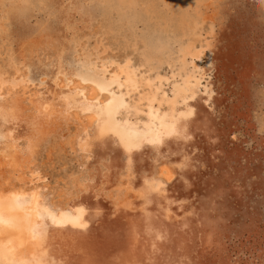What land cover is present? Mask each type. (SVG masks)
<instances>
[{
    "label": "rangeland",
    "instance_id": "1",
    "mask_svg": "<svg viewBox=\"0 0 264 264\" xmlns=\"http://www.w3.org/2000/svg\"><path fill=\"white\" fill-rule=\"evenodd\" d=\"M138 3L148 11L132 28L114 0H0V65L10 55L27 83L0 97V144L16 153L19 163L11 179L38 181L34 188L54 213L60 206L66 212L75 205L85 210L83 228L55 224L41 214L22 257L26 264H264V4L259 0L185 2L188 14L195 16L200 4L202 18H210L201 31L206 46L197 62L194 96L202 95V85L214 88V107L196 104L197 117L189 123L192 141L173 140L158 154L173 176L180 161L187 158L190 165L165 193L138 195L144 173H155L157 157L145 154L139 178H128L118 150L93 149L99 121L76 134L58 118L69 104H79L74 103L80 96L68 97L66 82L85 70V56L111 72L126 59L139 63L140 41L148 31L171 34L168 23L182 6ZM176 72L160 70L169 95ZM60 77L64 82L57 87Z\"/></svg>",
    "mask_w": 264,
    "mask_h": 264
},
{
    "label": "bare ground",
    "instance_id": "2",
    "mask_svg": "<svg viewBox=\"0 0 264 264\" xmlns=\"http://www.w3.org/2000/svg\"><path fill=\"white\" fill-rule=\"evenodd\" d=\"M114 2L123 17L130 22L132 28H136L138 19L143 16V13H147L145 11H148L147 6H144L143 9L138 8V0H114ZM185 2L186 0H165L168 9L174 10V6H182V11L176 12L174 17L170 19L171 22L168 23L172 26L171 34L167 31L161 32L152 29L145 33L144 37L142 36V40H139L142 47L138 64L133 65L132 59H126L122 64L117 63L110 72L105 65L98 67L90 55L85 56L82 62V67L85 70L77 73L74 78L66 82L68 97L75 100L80 96L77 100L79 102L75 101L74 103L79 104L77 107H72L69 104L68 111L57 117L59 119L65 118L68 121L67 125L73 126L76 134L87 133L90 127L97 124L98 121V127L108 123L119 135L130 140L148 139L154 135H159L161 132H166L171 117L174 114L179 116L180 111H176V104L184 105V97L188 93L194 96L199 84V78L195 76V71L198 68L197 62L201 60L203 55L202 47L203 45L206 46L203 43L204 39L201 38V31L207 25V21H210V18H202L200 4L194 8L195 16L191 13L188 14L189 11H185L187 10ZM106 24L108 23L106 22ZM210 28H212L211 25ZM134 47L136 49L137 44H134ZM123 53L125 54V52ZM135 56L138 57L136 53ZM163 66L172 69V71L176 68L177 71L172 75L173 78L177 76L178 79L174 78L175 80L172 82L171 95L163 84L167 78L160 76L162 75L160 70ZM189 67H192L193 70L189 71ZM141 68H146L145 72H153L155 75L145 74L144 70L141 73ZM87 72H90L92 77L86 83L80 77ZM23 76L24 74L17 67L15 59L8 55L0 65V97H4L6 91L23 90L27 86ZM61 77L56 83L57 87L63 85L64 80ZM97 81L104 82L107 85V91H101L97 86ZM134 93L139 94L137 95L138 98L129 100L131 94ZM105 97L112 101L110 106L105 101ZM94 101L105 102L101 104ZM130 116L133 117V120ZM58 141L60 140L58 139ZM18 169L19 163L16 159V153L9 150L6 145L0 144V264H26L22 252L36 236L35 221L41 214H47L52 222V216H56L58 220H66L77 215H80L82 219L84 217V212L78 211L81 207L76 205L69 212L64 211L61 206L56 213L50 211L44 204L40 192L35 190V188H39L38 185L35 186L38 181L11 179L13 176L11 173ZM161 170L163 171L164 167ZM167 172L172 175L168 168ZM29 189L32 192L26 196L24 192ZM53 194L51 193V197ZM82 223H84L83 220ZM72 226L77 227L76 225Z\"/></svg>",
    "mask_w": 264,
    "mask_h": 264
},
{
    "label": "snow or ice",
    "instance_id": "3",
    "mask_svg": "<svg viewBox=\"0 0 264 264\" xmlns=\"http://www.w3.org/2000/svg\"><path fill=\"white\" fill-rule=\"evenodd\" d=\"M259 3L264 4V0H259ZM92 74L87 72L81 75L80 79L86 83L91 80ZM97 86L101 91H107V85L104 82L97 81ZM199 98L188 93L184 97V105L180 109L179 116L173 115L171 121L167 124L166 132H161L159 135H154L148 139H126L122 135H119L116 130H113L112 126L108 123L100 126L94 133L93 149L100 151L101 153L111 150H118L120 153V160L122 166L123 175L132 178L133 176L139 178L141 175L139 164L140 158L145 154H150L157 157L154 161L156 164V171L152 175L144 173L146 179L144 180V188L138 195H141L145 199L151 198L153 195H159L165 193L170 186V183H175L177 180L183 179V171L186 167H189L187 158L174 165V170L178 169L176 175H170L167 172L166 162L160 161L158 154L162 152V149L166 143H170L175 140L177 142L188 143L191 142L193 137L190 135L189 123L194 121L198 114V109L195 106L198 103H203L204 106L212 110L213 98L215 96L214 88H209L207 85H202L200 88ZM105 101L110 106L111 100L105 97ZM105 101H94L95 103L103 104ZM45 110L47 105L44 106ZM87 148V144L84 145ZM164 167L162 171L161 168ZM80 213L85 210L83 208L78 209ZM51 215V212H49ZM101 214V210L97 209V215ZM54 223H70L72 225L85 227L82 223V217L80 215L66 220H58L56 216H52Z\"/></svg>",
    "mask_w": 264,
    "mask_h": 264
}]
</instances>
